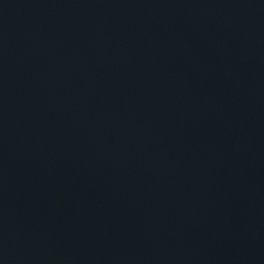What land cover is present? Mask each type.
<instances>
[{
  "label": "water",
  "instance_id": "95a60500",
  "mask_svg": "<svg viewBox=\"0 0 264 264\" xmlns=\"http://www.w3.org/2000/svg\"><path fill=\"white\" fill-rule=\"evenodd\" d=\"M0 264H264V0H0Z\"/></svg>",
  "mask_w": 264,
  "mask_h": 264
}]
</instances>
